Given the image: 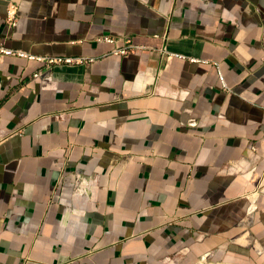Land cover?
Masks as SVG:
<instances>
[{"label": "crops", "instance_id": "0c3cea01", "mask_svg": "<svg viewBox=\"0 0 264 264\" xmlns=\"http://www.w3.org/2000/svg\"><path fill=\"white\" fill-rule=\"evenodd\" d=\"M0 45L83 61L0 58V264H264V0H0Z\"/></svg>", "mask_w": 264, "mask_h": 264}, {"label": "built area", "instance_id": "2783aa9c", "mask_svg": "<svg viewBox=\"0 0 264 264\" xmlns=\"http://www.w3.org/2000/svg\"><path fill=\"white\" fill-rule=\"evenodd\" d=\"M108 42H113L112 39H108ZM129 52L128 49H121L117 50L115 53H121V54H127ZM5 56H16L19 58L27 59L29 61H36L42 64V68L44 70L39 69L37 72H35L32 75L33 79H42V80H50L51 75L49 71L51 68L57 65H68L72 64L74 62H83L82 60L75 61L68 58H61V57H51V58H44V57H36L33 55H30L24 51L16 50V49H10L6 48L3 45H0V58H3ZM174 56H180V55H174Z\"/></svg>", "mask_w": 264, "mask_h": 264}, {"label": "rangeland", "instance_id": "374dc122", "mask_svg": "<svg viewBox=\"0 0 264 264\" xmlns=\"http://www.w3.org/2000/svg\"><path fill=\"white\" fill-rule=\"evenodd\" d=\"M215 257V259H214ZM181 258V257H180ZM227 259V253L226 252H215L213 253V263L212 264H225L223 263L225 260ZM175 260H178V259H175ZM208 258L206 259V262H207ZM168 261H170L171 264H175L176 261L169 259ZM205 262V263H206ZM203 264H205L204 262H202ZM207 264V263H206Z\"/></svg>", "mask_w": 264, "mask_h": 264}]
</instances>
